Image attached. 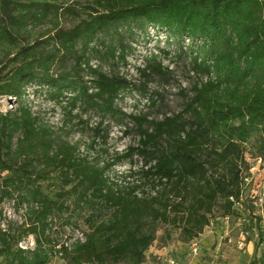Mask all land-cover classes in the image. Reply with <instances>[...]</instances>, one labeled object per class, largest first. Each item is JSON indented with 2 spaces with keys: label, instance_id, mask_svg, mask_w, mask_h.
<instances>
[{
  "label": "trees",
  "instance_id": "1",
  "mask_svg": "<svg viewBox=\"0 0 264 264\" xmlns=\"http://www.w3.org/2000/svg\"><path fill=\"white\" fill-rule=\"evenodd\" d=\"M77 11L47 0H0V96L18 103L0 112V205L13 198L26 206V220L7 228L0 208V264H49L53 255L66 264H144L159 225L180 228L190 241L214 218L238 217L246 154L256 147L264 158V0H92L84 17L63 28L62 16ZM135 21L189 43L197 79L181 89L178 113L158 119L118 105L138 92L159 110L165 98L149 84L156 76L170 82L173 70L157 54L138 68L139 83L91 63L126 64L130 47L119 27ZM47 22L41 36L22 41L29 27ZM101 32L110 36L103 47L95 43ZM35 85L63 109L68 131L92 132L88 152L34 115L24 96ZM87 112L101 120L90 127ZM109 118L130 119L125 133L134 130L139 141L101 164L89 151L98 139L107 144ZM135 154L144 164L123 182L111 178L113 166ZM84 210L83 239L56 241V225L76 226ZM29 235L35 247L22 248Z\"/></svg>",
  "mask_w": 264,
  "mask_h": 264
},
{
  "label": "rangeland",
  "instance_id": "2",
  "mask_svg": "<svg viewBox=\"0 0 264 264\" xmlns=\"http://www.w3.org/2000/svg\"><path fill=\"white\" fill-rule=\"evenodd\" d=\"M28 2L31 0H18ZM45 1V0H37ZM57 2L62 5H73L77 8V14L65 13L61 18L63 28H71L81 17L86 15V6L92 0H47ZM50 22L40 26L29 27L28 33L24 34L22 41H34L42 33L50 29ZM113 30V29H112ZM119 31L124 37V42L129 45L130 50L126 64H118L114 68L110 61H100L93 59L94 65L101 66L106 72L118 71L132 82L139 83L140 74L138 68L145 66L146 58L151 54H157L164 66L173 70V79L165 82L159 76L149 84L150 90L161 93L165 100L159 110L151 109L150 96L141 95L138 92L127 94L118 105L127 114H139L142 112H152L153 118H163L164 115H172L183 109V96L181 89L189 90L197 77L190 70V46L187 41L177 39L165 31L158 30L152 26L141 27L140 21L130 22L120 25ZM47 36H42L45 39ZM110 36L105 32L98 35L95 43L105 42L109 44ZM164 51H169L166 55ZM71 65V64H69ZM88 78V77H87ZM38 86H28L24 100L32 108L34 115L55 130L62 138L75 143L81 142V151H87V143L92 139V132L88 129L73 127L68 131L70 124L65 126V115L63 109L56 105L54 101L46 97L45 92L35 91ZM189 94H192L189 91ZM18 106L14 98L0 96V112L5 113L14 110ZM78 109L74 113H78ZM82 119L89 120V125L95 126L100 120V116L92 112L82 114ZM109 127V138L106 145L98 139L95 149H90L91 158L100 154L101 164L116 153H124L130 147L137 146L139 135L133 130L126 134L129 127H133L130 119L124 124L116 123L109 118L106 123ZM64 130L62 131V129ZM105 150V151H103ZM256 147H250L246 154L249 169H245L246 179L243 185L242 204L237 207L240 211L238 217H217L214 218L203 233L196 239L187 241L185 234L180 228L172 224L159 225L156 239L146 252L144 264H264V239L260 242L259 231L264 228V158L258 155ZM258 155V156H257ZM144 164V159L135 154L132 158L123 160L113 166L109 172L111 178L123 182V176L132 170H137ZM3 210L1 219L2 226L17 227L26 220V206L18 207L15 200L5 199L0 205ZM88 211L84 210L77 225H65L59 223L54 230V239L59 242H66L69 238H80L81 232L86 229L84 217ZM261 221L258 225L257 218ZM34 236L29 235L24 240V244H30ZM68 244L71 241H67ZM67 259L60 255H53L49 264H66Z\"/></svg>",
  "mask_w": 264,
  "mask_h": 264
},
{
  "label": "built area",
  "instance_id": "3",
  "mask_svg": "<svg viewBox=\"0 0 264 264\" xmlns=\"http://www.w3.org/2000/svg\"><path fill=\"white\" fill-rule=\"evenodd\" d=\"M81 239H83V234L80 236ZM25 240L20 242V246L22 248H34L35 247V238H33V241L30 242V244H24Z\"/></svg>",
  "mask_w": 264,
  "mask_h": 264
}]
</instances>
